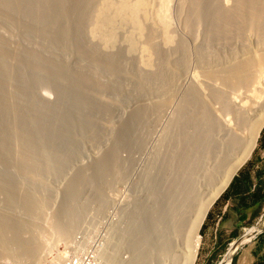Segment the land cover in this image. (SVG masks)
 Here are the masks:
<instances>
[{
  "label": "bare ground",
  "instance_id": "obj_1",
  "mask_svg": "<svg viewBox=\"0 0 264 264\" xmlns=\"http://www.w3.org/2000/svg\"><path fill=\"white\" fill-rule=\"evenodd\" d=\"M31 1L33 5L36 4L37 7H39V9L35 11H39L37 15L41 20L39 21L38 25L41 23V25L44 24L43 22L45 20L43 19L42 21V16H50L52 14L53 6L58 5L61 6V8L67 7L64 6L66 4L65 0H28L25 3H30L31 6ZM74 1L77 2V5L80 4L78 1L82 2L81 0ZM86 1L87 6L83 2L84 5H81L77 9L78 11L76 9L74 10L76 13L78 12L81 14V17L83 16V22L85 24L83 25L82 23L81 25L84 26L83 28L85 31L83 32L85 33H80L82 31L79 32V30L78 32H73V30L67 29L66 26V29L62 28V21L60 23L62 25L60 30L61 28L63 29L64 37L68 33L67 30H69V36L72 35L70 31H72L73 34L80 33V35L87 33V39H89L90 42L96 47H92V44L89 45L93 49L95 48V50H98V52H100L104 57L108 58L109 62H111L110 65L108 63V69L113 76H115L113 73H115L116 70V66L114 67L115 64L113 65V63H115L116 60L117 66L119 65V70L123 75V78H125L124 80L128 78L130 83H136L138 89L139 86H143L144 90L147 88V92L145 91V93H147L148 96L150 94L151 97L154 95V97L157 96L154 102H151L150 99L152 98H146L148 100L147 105L146 102L145 104L143 103L144 101L142 102L144 106L141 108H143L145 111L144 113L141 111V115L143 114L144 117L140 116L143 117V119L141 118V120L139 119L138 121L135 120V123L137 124L133 122L134 126H132V128L134 129H131L132 131L130 132L129 136L131 138V143L129 144L133 148L130 149L133 150L134 148H141L142 150V147L144 146V150L148 151L147 149L149 147L147 148L148 144H146L145 140L147 135L148 137L150 136V128L153 127L155 121L159 120V116L161 118V113L164 109L171 108L172 110L169 115H166L168 114L166 112L167 109L164 111V113L166 112L165 115L167 120L162 127L160 126V137L156 145H153V154L149 159L148 165L139 174L136 183L134 182L137 193L139 191L143 192V195L141 193L139 194L142 195V198L140 196L141 199L139 200V198L136 197V200L132 205V211H129L127 208L123 209V211L128 210L125 217L127 218L128 224L126 226L124 225L126 228L121 226L122 229L125 228L122 232L123 239L120 243H118L115 255L110 257V264H195L201 243L200 229L209 209L228 186V183L230 182L232 176L237 172L238 168H240V166H242V164L250 157L256 146L260 132L264 128V0H176L177 15L183 26V29L181 32L179 31L180 33L178 34V31L176 32L173 27V21L171 20V16L168 12V7L171 5L173 0ZM72 3L74 5L76 4L74 2ZM14 4L15 3H13L11 0H0V6L8 8L12 11V14L15 13L19 15L20 11ZM69 4L70 3H68V5ZM72 6L70 5V7ZM64 9H62V11ZM24 10L28 12L30 16V12L32 11H30L27 7ZM66 11L69 12L67 9ZM73 15L71 16L73 17ZM62 16L59 17L64 18V14ZM57 18L55 19L57 20ZM32 20L34 25L36 21H38L35 20V18ZM49 21H52V18ZM67 21H64L63 23H67ZM54 22L56 21L53 19V25ZM73 22H71V24H74ZM47 23L49 24L48 21ZM46 24L45 26L43 25V27L40 26L41 30L43 28H48ZM53 25L50 24L52 27ZM72 28H75V26ZM44 29L42 30L43 32ZM50 29H46V32L48 33ZM64 29L66 30V35L64 33ZM51 32H53V30H51L50 33ZM49 37H52V35L50 34ZM53 38L56 37L53 36ZM68 39L70 38L68 37ZM75 45L77 46V44ZM81 50H83L84 53V49L82 47ZM86 52L93 53L91 50H87ZM98 52L96 55H98ZM1 53L2 52H0V59L2 57V60L4 61L5 58L1 55ZM30 53L32 55V52ZM67 54L68 53L66 50L65 52L63 50L62 55L67 57ZM95 58L98 57L96 56L94 59ZM64 62H66V60ZM98 64L99 61L97 62V65ZM101 64L103 65V63ZM93 67H95V65H93ZM130 67L133 69H129ZM129 70H132V72L135 73L134 77L129 75ZM62 74L61 77H63ZM57 75H59V73H57ZM188 76H190L189 79H187ZM63 78L60 80H64ZM131 80H133V82ZM100 82L101 80L99 82H95V84ZM124 82H121V85L124 84ZM101 83L103 84V82ZM102 84L101 87H104L105 84ZM119 85L116 86L118 87ZM6 88L8 87L6 86ZM1 92L2 91L0 90V93ZM3 93H1V97L3 96ZM17 94L18 93H16V95ZM11 96L12 94L10 97ZM17 97L19 98L20 94L17 95ZM21 97L23 96L21 95ZM33 97L34 96H32V98ZM95 97L97 100L101 101L98 96ZM20 98L16 99L20 101ZM4 99H7V97ZM12 99L10 102H13V107H15L14 105H16V99ZM9 100L10 98L8 101ZM102 100L105 101V99ZM41 102L42 104L40 105H43V100L39 103ZM148 102L151 103L148 104ZM33 103L31 101V105ZM36 103L37 101L35 104ZM28 104L30 105V103ZM20 105L23 107V104ZM2 106H4V104H2ZM33 106L31 107L33 108ZM13 107H10L8 104V108ZM8 108L6 109L8 110ZM23 108L20 109V111H23ZM138 109H136V113L140 114V110L138 111ZM168 110L170 111V109ZM26 112L27 110L24 111V113ZM36 112L37 111H34L30 114L31 121L29 120L30 118L27 114L26 117H28L30 122H25L24 119L26 117H24L22 121L23 123H21V121L19 122L20 125L33 123L32 121L35 118L34 113ZM9 113L7 111V114ZM5 114L3 118L5 117ZM44 114H46V111ZM163 115L164 114H162V116ZM18 119L22 120V117ZM9 120L7 118V121ZM161 121L159 123H161ZM14 122L13 124L17 123ZM157 124L155 123V126ZM135 126L137 127L135 128ZM14 127L15 125H13V128ZM21 130L23 129L21 128ZM24 131L25 130H23V132ZM15 133V135H17V132ZM22 133L19 137H24ZM29 133L30 132H28V134ZM18 135L14 137L17 139ZM29 135L33 134L31 133ZM29 137L31 138V136H28L27 139H29ZM32 138L34 139V136H32ZM32 138L30 141L33 140ZM128 141L126 143H128ZM27 143L26 146H30L29 144L27 145ZM43 148H40L44 154L42 155L43 157L40 156L42 157L40 162L38 161L39 158L35 155L24 156L22 154L20 156H24L23 159L24 162H26L25 164L34 166L41 165V167L46 172H49V169L51 171L52 166L55 165V160L53 157L56 158V155H53V152L49 150L50 148ZM11 149L14 150V148ZM32 150L33 149L30 151ZM136 150L139 151L138 149ZM18 151L16 148V154L14 155L20 154L23 150L20 151V153H18ZM26 151H23V153ZM140 153L142 155L144 154L141 151ZM130 154L132 158L134 154ZM119 156L120 155L117 156V154L116 156L114 155V160L110 161L112 162L111 168L109 167L110 165H107V167L110 169L106 167L108 170L106 168H104V171L101 169V171L98 170V175L100 174V177L104 182V186H106L108 182L113 181V179L115 180L122 178L125 171L129 170L128 168L126 169V167L128 163L130 164L131 160L129 161L127 158V162L125 159H121L122 156L121 158ZM131 158L129 157V159ZM131 164H133L132 161ZM105 165L106 163H104V167ZM133 166L131 165L130 169L133 168ZM41 167L37 168L40 169ZM54 168H56V165ZM36 170L34 171L36 172ZM34 171L31 170L32 173ZM53 172H55V170ZM85 179V182L81 178L78 180L87 184V178ZM119 182L117 181L118 184ZM75 184L77 186V183ZM91 184L93 186L92 181ZM76 186L72 188L73 190L71 189L73 192L71 191V201L69 203L72 204L66 205L61 210V213L58 212L59 214L56 213L57 215H55L57 218V225L59 226L58 227L56 225L55 227L62 229L63 233L68 232V228L71 229V226L74 223L73 221H75L78 214H80V204L77 203V197L81 196L82 192H79L80 188L77 189ZM25 190L28 189L25 188ZM29 190L32 191L31 189ZM97 190L94 192L96 193L95 196H98L96 202L97 204H94L93 202L92 203L94 205L103 206L106 203L105 198L107 199L106 195H104L105 198L103 197V192L105 191L104 189H102V191ZM24 193L25 192L22 191V196L24 195V199H21L22 201L19 199L10 200L11 205L14 207L13 210L16 211L18 206H22L25 208L24 210L28 209L32 211L34 206H36L30 202L31 198H36L33 194V191L30 192L31 195L29 193V196ZM18 194H20L18 196L20 197L21 193ZM87 195L89 196V193ZM36 199L39 200L40 197H37ZM109 200L107 201L109 202ZM34 201L37 204L40 202V200ZM41 202H44L43 199ZM31 205H33L32 209L30 208ZM43 205L44 204L38 206H42L40 208H43ZM103 207L100 208L103 209ZM41 210L43 211V209H39V212ZM4 213H0L5 219L4 225V219L0 215V246L2 247L3 251L6 249L10 250L12 247H10L11 244H15V246L17 244L19 246L17 250L11 249L13 252L12 255L14 254L17 257H26V259L35 260L38 255L37 243L39 242L36 239L38 237V232L36 233L37 237H33L35 236L33 234L29 240L27 238V240L25 238H22L25 239L23 241L19 240L21 238V231L23 230V227L29 226L30 228V225L25 224V217L26 215L31 216V213L26 214L25 217H23L24 221H21L22 218L19 219L20 221L17 219L11 220L8 218L9 212H7L8 214ZM33 213L34 211H32V214ZM35 214L37 213L35 212L34 215ZM124 214L125 213H123V215ZM12 216L10 215V217ZM28 218L30 217L28 216ZM36 219L39 218H35V222ZM65 219L67 221H65ZM32 224L31 226H33ZM263 224L264 222L249 227L245 231L242 239L245 240L253 235L262 228ZM29 228L26 227L25 229L29 230ZM33 228L32 231L35 229ZM9 229L10 232L8 231ZM125 231L129 232L130 236L127 232L125 233ZM8 232L10 234H8ZM239 244L240 242L238 240L231 242L229 248L222 257L221 262L219 261L218 264H230V261L235 255ZM123 248L128 249L127 251L129 252V256L126 258H122L119 255L120 250ZM0 251H2L1 248Z\"/></svg>",
  "mask_w": 264,
  "mask_h": 264
},
{
  "label": "rangeland",
  "instance_id": "obj_2",
  "mask_svg": "<svg viewBox=\"0 0 264 264\" xmlns=\"http://www.w3.org/2000/svg\"><path fill=\"white\" fill-rule=\"evenodd\" d=\"M11 1L15 3L14 5L19 9L20 11L19 15L15 13L12 14L11 10H9L6 7L0 6V15H1L0 16V42H1L0 52L3 53V54L1 53V55L5 58L4 61L2 60L3 59L2 57L0 59V84H1L0 90L2 91L1 93L4 92L2 97H1L2 94L0 93V109L3 110V111L0 110V115L2 114L1 115L2 117L0 116V122H1L0 129L3 128L2 130H0L1 133L3 132L2 135L0 133V208H1L0 213L3 214L5 211H6L5 213L9 212L11 216L12 215L14 216L10 217V215L7 213L8 218H10L11 220L17 219L18 221H20L19 219L21 218H22L21 221H24L23 217H25L26 214L31 213V216L28 215L31 219L28 218V216L26 215L27 218L25 217L26 219L25 224L30 225V228L31 227L32 228L34 227L35 229L37 228L38 231L37 229L35 231L34 228L33 229L35 232L32 231V228L30 230L29 226H26L29 228V230L25 229L26 227H23V230L21 231L23 235L21 233V238L19 240L23 241L26 238L29 240V238H31L34 234L35 236L33 237L38 236L36 239L38 240L39 243H37L38 255L35 260L26 259V257L25 258L17 257L14 254L12 255L13 252L11 249L17 250L19 247L17 244L16 246L15 244H11L10 247L11 246L12 247L10 248V250L6 249L4 251L0 246L2 250L0 251V254L3 253L2 255H0V264H67L68 260H72V261L75 260L76 264H110V257L115 255L117 245L123 239L122 232L126 228L125 226L128 224L127 218H125L127 215V211L128 210L132 211L133 210L132 205L136 200V197H138L140 200L143 195L142 191L138 190L139 192L137 193L134 182L136 183L139 174L148 165L149 159L154 151L153 145L154 146L156 145L160 137L161 127L164 125L165 121L167 120L166 115H169L172 112V110L171 108H166L167 110L170 109V111L168 110L169 111L168 112L166 109H164L163 112L161 113V118L164 117L163 118L164 120L161 119L159 116L158 118L159 120L155 121V123L157 124L161 120L163 121L159 123L160 125L157 124L156 126L154 123L153 125L154 128L153 127L150 128L151 130V133L149 132L150 136L148 137L147 135L145 140L146 144H148L147 148L149 147L148 149L146 148L148 151H145L143 146L142 150L141 148H136L139 151H137L134 148L133 150L136 152L135 153L133 150H131L133 147H131L129 144L131 143L130 142L131 138L129 137L130 132L132 131L131 129H134L132 128V126H134L135 120L138 121L139 119L141 120V118L143 119L144 116L143 114L141 115V111L142 113H144L145 110H143V108L141 107L144 106L145 102L147 105L148 100L146 98L153 99L155 95L151 97V94L148 93L150 94L149 97L147 93H145L147 88L144 90L143 86L142 87L139 86L138 89L136 83H134L133 80H131L133 83H130V80H128V78L124 80L125 78H123V75L119 70L120 69L119 65L117 66L116 60L115 63H113V65L115 64L114 67L116 66L117 68L115 67L116 70L115 73H113L115 74V76H113L108 69V63L109 65L111 64V62H109V59L104 57L100 52H98V50H95V48L94 49L92 48L94 45L90 42L89 39H87L88 38L87 33L80 35V33H85L83 32L85 31V29L83 28L84 27L83 25L85 23L83 22V16L81 17V14H79L78 12L76 13L74 10L75 9L77 10L81 5H84L83 2L86 5L87 1L81 0L82 2H80L77 0L80 3L77 5V2L74 0L73 1L65 0L66 4L64 6H67L68 8L67 7L61 8V6L55 5L53 6V11L50 16L49 15L42 16L41 17L42 21L43 19L45 20L43 22L44 23L43 25L45 26V24L48 21L49 24L47 23L46 25L48 26L49 29L52 27L50 26V24L53 25V19L57 22V23L54 22L55 27L53 25V27L50 29V31L53 30L54 34L53 32L50 33V31L47 33L46 29L48 30V28L46 29L43 28L44 32L42 31L43 29L41 30L40 26L43 27V25H41L42 23L38 25L39 21L41 20L37 15L39 11L35 12L36 10L39 9V7H37L36 4H34L35 5L34 6L31 1V6H30L29 2H28L29 4L25 3L28 0H11ZM67 1H71V2H67ZM72 2L76 4L74 5ZM68 3L70 4L68 5ZM70 5L73 6L70 7ZM26 7L29 8L30 11H32L30 12V16L28 12L24 10ZM62 9L64 10L62 11ZM66 9L68 11L72 9L73 12L72 10L67 12ZM168 12L171 16V20L173 21L172 24L174 25L173 27L175 31L176 32L178 31L177 34L180 33L181 30L183 29V26L177 15L176 0H173L171 5L168 7ZM63 14H64V18L66 19L60 18ZM71 15H73V17ZM54 17L55 18L58 17L57 20ZM34 18L35 20H38L36 21L37 25L35 23L37 27L32 22L33 21L32 19ZM48 18L49 20L52 18V21H49ZM74 18L75 21L77 20L76 22L74 21ZM76 18H78L79 21ZM62 21L63 22L67 21V23H63ZM70 21L73 22L74 24H71ZM61 22L63 27L60 24ZM82 23L83 25H81ZM68 25L69 26L71 25L72 27L75 26L76 30L75 28H72L70 26L72 28L71 29ZM65 26L67 27V29L73 30V32L74 31L78 32V30L79 32L80 31L82 32L73 34V32L70 31V33L73 36L72 35L69 36V30H67L68 33L66 35ZM60 27L65 28L64 29V33L66 35L65 37L63 34V29L61 28L60 30ZM49 33L52 35V37H49L50 36ZM53 36H55L57 39L53 38ZM68 37L70 39H68ZM75 44H77L78 47ZM89 44H92V47ZM81 45H83L84 47ZM81 47L84 49V53L83 50H81ZM63 50L64 52L66 50V52L68 53L66 55L67 57H64V55H62ZM87 50L88 51L91 50L93 53L86 52ZM30 52H32V55ZM97 52L98 55H96ZM96 56L98 58L94 59V57ZM64 59L66 60V62H64L65 61ZM98 61L100 65L99 64L97 65ZM92 62L93 65H95V67H93ZM100 62L103 63V65ZM56 68L59 70H57ZM129 69H133V68L130 67ZM129 72H130L129 73L130 76L133 77L135 76V73L132 72V70H129ZM57 73H59V75H57ZM61 74L64 78L61 77ZM94 76L99 78L97 79ZM61 78H63L64 80H60ZM189 78L190 76L187 77V79ZM100 80L101 82H103V84H105L104 87L103 86L101 87L102 84L101 82H100L101 84L98 83L99 85L97 83H96L97 85L95 84V82L97 81L99 82ZM114 80L118 84H116ZM121 82L122 83L124 82V84L121 85ZM127 82L128 85L130 86L127 85ZM116 85L119 86L117 87ZM6 86L8 88H6ZM16 93H18L17 95L20 94V97L21 95L23 96L21 98L19 97L20 101L17 100L19 98L17 97ZM11 94H12L11 96L12 98L15 99L17 98L15 101L17 107L16 105H14L16 108L13 107V102H10L12 99L10 97ZM32 96L34 97L32 98ZM95 96H98L101 99V101L97 100ZM6 97L7 99H4ZM36 97H38L39 99ZM156 97H154L153 100L150 99L151 102L152 101L154 102ZM9 98L10 100L8 101ZM34 99L35 102L37 101L36 103L37 105L35 104ZM102 99H105V101H103ZM42 100L44 103L43 105H40L42 104V102L41 103L39 102ZM31 101L32 103L34 102L32 105H31ZM105 102L107 103V105ZM151 102H148V104ZM5 103L7 104V106ZM28 103H30V105ZM2 104H4V106H2ZM8 104L10 105V107L13 108H8ZM20 104H23L22 105L23 107L25 106L24 107L25 110L23 107H21ZM113 104L116 107V109L113 106ZM31 106H33V108ZM111 106L113 107V109ZM6 108H8V110ZM22 108L23 111L22 110L20 111V109ZM136 109H138V111L140 110L139 111L140 114L136 113L137 112ZM26 110L28 113L27 112L24 113V111ZM165 110L168 114H166V112L164 113ZM7 111L8 113L9 112L11 113L13 112V113L12 114L9 113L10 114L9 115L7 114ZM34 111H37L36 113H34L35 121L32 119L33 123H29V124L26 123L20 125L19 122L21 121V123H23L22 122L23 118L26 117L27 114L29 115L30 118L29 120L31 121L30 114ZM45 111L46 114H44ZM4 114L5 117L3 118ZM136 114L139 116H137ZM162 114L164 115L166 114V115L162 116ZM20 117H22V120L18 119ZM7 118L8 120L9 119L10 120L7 121ZM26 118L24 119L25 122H30L28 120V117ZM14 121L17 123L13 124ZM13 125H15V127L19 130H17L15 127L13 128ZM136 127L137 126H135V128ZM10 128H12L13 130ZM21 128L25 131L23 132ZM14 131L17 132V135L21 132L22 135L24 136V137L21 136L23 139L19 137L21 133L18 135L16 139L15 137L17 135H15L16 133ZM28 132H30L29 134L32 133L33 135H29ZM28 136H31V138L32 136H34V139L32 138L34 141L33 140L30 141L31 139L30 137L29 139H27ZM127 138L128 139L130 138L129 141ZM1 140L3 143L1 142ZM25 140L27 142L29 140V142L27 143ZM258 140L252 154H254V152L257 151L256 148L258 145ZM127 141L128 143H126ZM31 142L34 144H32ZM26 143L27 145L29 144L30 146H26ZM15 147L17 148V151L20 148L18 153H20V151L22 150L26 151V148L28 152L26 151L24 152L26 154H24L22 151L20 154L17 153L18 155H14L16 154ZM39 147L41 149L43 147H44L43 149L50 148L49 150L53 152V155L54 154L56 155V156L54 155L56 158L53 157V159L55 160L54 163L56 165V168H54L55 165H53L54 167L52 166L51 168L52 170L54 169L55 172H53L54 170L50 171V169L49 172H46L41 167V165L34 166L30 164L28 165L25 164L26 162H24L23 157L26 155H35L39 158L38 161L39 162L41 161L40 159H42L43 157L42 155L44 154ZM51 147L53 150L51 149ZM11 148H14V150ZM31 149L33 150L30 151ZM140 151L143 152L144 154L142 155ZM129 152L132 153V155L135 153L132 157L134 160L131 158V154ZM22 154L24 155L23 157L20 156ZM116 154L117 156L120 155L119 156L120 158L122 156L121 159L126 160L128 158L129 161L131 160L133 162L134 166L133 164H131L130 161V164L128 163L126 167V169L128 168L129 170L125 171L123 176L124 178L122 177L119 179H115L116 181L113 179V181L108 182L106 186H104V182L101 179L100 174L98 175V172L101 170L104 171L105 170L104 168H106L107 165H110L109 167L111 168L112 162L110 161L114 160V155L116 156ZM252 154L250 155V157L252 156ZM258 154H262V152H258ZM129 157L131 159H129ZM104 163H106L105 167H104ZM131 165L133 166V168L130 169ZM35 167L36 169H38L37 167H41L42 170L41 168L36 170ZM33 169L36 170V172ZM31 170L34 172L32 173ZM77 177L81 178L84 182L86 180L85 178H87V184L88 183L89 184L87 185L82 181L81 183L80 180H78L79 178ZM90 180L93 182V186ZM117 181L118 182L120 181L119 184L117 183ZM75 183H77V186ZM74 185L77 187V189L80 188L79 192L80 191L82 192L81 196L77 197V203L80 204L79 205L80 214H78L75 220L76 222L73 221L74 226L73 225H72L73 227L71 226L72 230L68 228L70 231L67 229L68 232L63 233L62 229L58 228L59 226L57 225V218L55 215H57L56 213L58 212L61 213V210L66 205L72 204L69 202L71 201L70 196L71 193L73 192L72 188L75 187ZM24 187L28 190L31 189L36 198L40 197L39 199L40 204L35 203L34 200L36 201L39 200L36 198L34 199V197H33L34 200L32 198L30 200V202L33 203V205L34 204L36 205L34 206V208L32 207L33 205H31L30 208L31 209L33 208L32 211H34V213L35 212L37 214L39 213L38 215L37 214L34 215V213L32 214L31 210L28 209L24 210L25 208H23L22 206H18L16 211L13 210L14 207L13 205H11L10 202L11 199H19V200L24 199V195L22 196V191L25 192L24 194H27L28 196L29 193L32 192L30 190H29L30 192L28 190H25ZM102 189H104L105 191L103 192L104 193L103 197L104 195H106L107 197V199L104 197L107 203L103 205L104 207L101 205L99 206L94 205L97 204L96 202L98 199V196L96 197L95 196L96 193L94 192H96L95 190L102 191ZM17 192L21 193L20 197H18L20 194H18ZM92 192L94 193V195ZM88 193L89 196L87 195ZM140 193L142 195H139ZM108 198L111 199L109 200ZM42 199L44 202H41ZM107 200H109V202ZM215 202L209 209L200 229L201 243L195 264H218L219 261L221 262V259L226 253L227 249L229 248L231 242H233L239 235L244 233L250 226L252 227V225L260 218L259 217L257 220H253L246 224L244 223V225L242 224V226L238 230V235L232 236L231 228L233 227L234 222L230 218L223 221L222 223H219L221 220L219 214H217L219 211V206L215 205ZM41 204H44L43 208H40L42 206H38ZM100 207L101 208L103 207V209H101ZM124 208H127L128 210L123 211ZM34 209L38 211H35ZM39 209H43V211L41 210L42 212L41 211L39 212ZM18 212L20 215L18 214ZM123 213H125L124 214L125 216L123 215ZM263 214L264 212L261 215ZM1 216L4 219V216L3 215ZM33 217L34 219L35 218H39V219H36L35 222ZM65 221L67 220L65 219ZM3 222L5 225V219ZM33 222L36 224V226ZM31 224L33 226H31ZM56 225L58 227H55ZM121 226L125 228L122 229ZM8 231L10 232V229ZM9 232L8 234H10ZM37 232L38 235L36 236ZM126 232L127 231H125V233ZM127 233L130 236L129 232ZM258 244L260 248L264 247V240L261 239L258 242H254L253 240L251 242H248L244 247L240 249L237 255L231 260V264H251V262L254 260L252 251L254 248L256 249V247H258ZM127 250L128 249L126 248L121 249L119 255L122 258L128 257L129 252Z\"/></svg>",
  "mask_w": 264,
  "mask_h": 264
},
{
  "label": "crops",
  "instance_id": "obj_3",
  "mask_svg": "<svg viewBox=\"0 0 264 264\" xmlns=\"http://www.w3.org/2000/svg\"><path fill=\"white\" fill-rule=\"evenodd\" d=\"M258 145L256 148L257 151L246 160V162L234 175L238 177L235 180L236 186L232 187L230 185L233 180L232 178L228 186L215 202V205L219 206V211L217 213L221 218L219 223H222L230 218L233 220L234 224L231 228L232 236L238 235V230L242 224L244 225V223L246 224L253 220H257L264 212V149H260ZM258 152H262V154H258ZM246 164L247 166L245 170L238 175V172ZM246 171L250 174V180L248 181L246 187L240 189L238 188V184L242 183L243 177L246 175ZM254 195H257V197H254ZM259 235L251 241L254 240V242H258L261 239L264 240V234L261 236ZM252 254L254 256V260L251 264H264V247L260 248L258 244V247L253 249Z\"/></svg>",
  "mask_w": 264,
  "mask_h": 264
},
{
  "label": "trees",
  "instance_id": "obj_4",
  "mask_svg": "<svg viewBox=\"0 0 264 264\" xmlns=\"http://www.w3.org/2000/svg\"><path fill=\"white\" fill-rule=\"evenodd\" d=\"M258 143H259L258 147L260 149H264V128L261 131V136H260V138L258 140ZM246 166H247V164L243 166V168L238 172V175H240L241 172H243V170H245ZM237 178H238L237 176L233 177V180H232V182L230 184L232 187L236 186L235 185V180ZM249 180H250V174H249L248 171H246V175L243 177L242 183L238 184V188L241 189L243 187H246ZM254 197H257V195H254ZM263 234H264V232L261 235H263ZM261 235H259V236H261Z\"/></svg>",
  "mask_w": 264,
  "mask_h": 264
},
{
  "label": "water",
  "instance_id": "obj_5",
  "mask_svg": "<svg viewBox=\"0 0 264 264\" xmlns=\"http://www.w3.org/2000/svg\"><path fill=\"white\" fill-rule=\"evenodd\" d=\"M245 162H246V161H245ZM245 162H244V163H245ZM244 163H243V164H244ZM243 164H242V165H243ZM240 167H241V166H240ZM238 170H239V168H238ZM238 170H237V171H238ZM235 174H236V173H235ZM235 174H234V175H235ZM234 175H233V176H234ZM233 176H232V178H233ZM232 178H231V179H232ZM230 181H231V180H230ZM229 183H230V182H229ZM229 183H228V184H229ZM215 201H216V200H215ZM263 218H264V214L261 215L260 218H259V219H258L253 225H256V224H258V223H263V222H264ZM253 225H252V226H253ZM250 227H251V226H250ZM263 231H264V224H263V226H262L261 229H259L257 232H255L253 235H251L250 237H248V238L245 239V240L242 239V237H243V235H244L245 232L242 233L241 235H239L235 240H238V241L240 242V244H239L238 249H237L235 255L233 256V258L237 255L239 249H240L243 245H245L247 242H249V241H251L252 239H254L255 237H257V236H258L259 234H261ZM233 258H232V259H233ZM232 259H231V260H232ZM230 264H231V261H230Z\"/></svg>",
  "mask_w": 264,
  "mask_h": 264
},
{
  "label": "built area",
  "instance_id": "obj_6",
  "mask_svg": "<svg viewBox=\"0 0 264 264\" xmlns=\"http://www.w3.org/2000/svg\"><path fill=\"white\" fill-rule=\"evenodd\" d=\"M67 264H76V261L75 260H73V261L72 260H68Z\"/></svg>",
  "mask_w": 264,
  "mask_h": 264
}]
</instances>
